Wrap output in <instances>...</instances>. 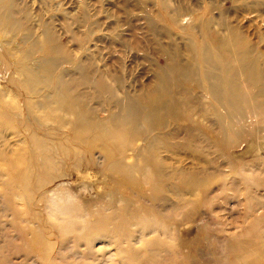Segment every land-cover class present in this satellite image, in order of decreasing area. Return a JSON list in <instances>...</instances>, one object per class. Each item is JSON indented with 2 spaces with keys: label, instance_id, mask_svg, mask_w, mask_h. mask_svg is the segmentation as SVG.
Here are the masks:
<instances>
[{
  "label": "rangeland",
  "instance_id": "374dc122",
  "mask_svg": "<svg viewBox=\"0 0 264 264\" xmlns=\"http://www.w3.org/2000/svg\"><path fill=\"white\" fill-rule=\"evenodd\" d=\"M260 9L262 12L259 14L255 0H0V264H53L44 253L48 246L52 251L55 242L51 235L48 236L50 225L47 228L44 225L51 219L47 220L50 210L41 197L52 195L50 191L56 183L63 181L64 186L69 187L90 182L87 186L88 196L93 198L106 196L111 188L108 176L98 173L95 168L82 166L69 169L72 157H65L62 158V165L57 163L56 174L61 176L58 180L43 189L35 188L30 182L26 188L32 193L28 197L25 195L21 184L25 182L21 175L27 168L32 152L21 114L15 115L12 109L14 103L22 105L24 98L17 94L7 79L8 75L20 77V63L31 64L38 78L44 76L45 68H49L54 76L53 87H40L42 108L34 109V115L40 122V132L47 134L52 131L53 134L49 136L53 140L57 138V142L65 138L72 141L70 122L75 116L56 102L71 93V99L84 106L78 110L79 118L84 120L78 121L85 127L91 126V121L101 122L103 131L107 132L113 124L119 123L123 137L131 138L140 147L144 144V137L135 135L133 128L135 117L142 109L139 98L141 100L143 96L140 92L153 85L154 71L163 70L166 62L176 59L178 53L180 62L198 59L201 55L198 45L202 44L206 28L210 31L207 35L209 39L216 35L224 40L240 37L242 42L239 48L249 50L256 62H262L264 69V5ZM233 29L237 31L235 34L231 33ZM228 48L223 47L221 52L212 48L219 59L214 61L241 62L238 55L227 57L232 55ZM24 58L26 62H21ZM6 68L7 77L4 78ZM165 73L168 74L167 71ZM262 81L264 87V78ZM248 85L247 82L242 84L245 90ZM110 90L114 93L111 94ZM57 94L59 99H56ZM113 95L122 108H116L117 115L110 120L108 112L114 110L111 104ZM251 98L252 104L243 98L240 103L234 104L241 110L234 113L233 119L243 116L245 121L243 126L237 127L241 137L229 135V138L236 139L235 144L239 143L242 150H246L252 140L264 146V143H260L264 142V97L252 92ZM257 102L262 104L255 105ZM209 103L208 98H200L199 104L203 110L208 109ZM216 106L221 110L218 104ZM195 117L203 125L211 123L210 119L206 121ZM185 124L181 121V125ZM141 126L146 128L145 124ZM212 126L218 129L217 124ZM246 126H254V130L248 128L251 137H248L249 131L243 133ZM173 130L170 124L163 133ZM67 140L65 144H68ZM118 141L119 137L113 140L115 143ZM165 141L172 152L161 149L159 155L182 169L184 166H197L195 152L210 153L208 158L215 168L212 169L215 181L213 200L205 202L201 210L204 214L201 223H207L205 232L209 234V243L207 247L200 245L197 248L205 264H232L239 254L231 251L226 243L232 235L239 234L247 226L250 220L245 219L247 214L257 218L264 216V190L251 192L252 205L247 206L244 199L247 190L240 184V178L231 176L230 172L233 163L239 164L241 159L229 157L230 160H227L225 153L216 150V147H211L207 152L206 142L198 132H194V138L186 145L187 148L182 146L184 142L180 138ZM77 157L79 164L86 163L90 158L83 150ZM177 157L184 163H174ZM129 160H134L131 154ZM261 167L264 178V165ZM246 168L248 173L245 176L252 182L255 178L252 174L254 168L250 165ZM31 177L33 181L35 175ZM167 195L171 196L170 193ZM92 206H89V211L97 209ZM169 211L162 206L143 208L141 217L148 219L149 213L155 218L153 232L151 228L147 229V224L142 225L141 219L137 224H129V229L134 232L133 237L136 235L140 240L135 242L132 237L133 250L137 253L133 252L131 258H128L130 253L116 249L110 238L102 237L91 242L93 254L86 252V258H82L80 253L84 243L77 245L72 239H67L61 254L56 253L58 249L55 246L53 254L56 258L52 259L55 264H120L119 256H124L125 264H197L196 259L195 262L187 261V256L183 257L172 245L174 239L171 235L164 241L159 234L160 223L172 226L167 219ZM260 221L259 228L262 230L264 217ZM39 234H43L44 239H37ZM153 234L161 242L159 247L149 242ZM95 255L99 259L95 260ZM209 258L213 259L208 261Z\"/></svg>",
  "mask_w": 264,
  "mask_h": 264
},
{
  "label": "bare ground",
  "instance_id": "6f19581e",
  "mask_svg": "<svg viewBox=\"0 0 264 264\" xmlns=\"http://www.w3.org/2000/svg\"><path fill=\"white\" fill-rule=\"evenodd\" d=\"M263 3L255 0L256 11L259 14L262 12L260 8L264 5ZM190 19L192 20V18ZM234 30H231L232 34L237 32ZM204 32L202 44L198 45L201 51L198 59L180 62L178 53L176 59L166 62L163 70L154 71L153 85L140 92L143 96L141 100L139 98L142 109L135 117L133 127L135 135L144 137V144L140 147L133 143L131 138L123 137L122 125L119 123L113 124L107 132L103 131L101 122L91 121V126L85 127L82 122L78 121L80 119L78 110L84 106L76 104L71 99V93H69L70 99L69 96H66L62 101L57 100L56 102L66 108L69 114L75 116V119L70 122L72 129L69 133L72 141L65 138L57 142V138H55V142L49 136L53 134L52 131L48 132V135L39 131L40 122L34 115V109L39 110L43 105L39 94L40 87H53L52 71L45 68L44 76L38 78L36 70L26 62L25 58L21 59V62L26 63L18 65L20 77L15 78L12 75L7 77L9 66L6 68L4 78L7 77L17 94L24 98L23 106L17 102L12 105V109L15 115L21 114L24 131L32 152L26 164L27 168L21 175L25 182V184L21 182L25 195L28 197L32 193V190L26 188L30 182L32 185L34 184L35 188L43 189L58 180L61 176L56 174L57 163L62 165V158L65 157H72L68 164L69 169L82 166L86 169L95 168L98 173L108 176V184L111 186L107 190L106 196L98 195L93 198L88 196L89 187L87 186L90 182H81L75 186L67 187L64 186L63 181H60L50 191L52 195L46 194L41 197L46 202L47 209L50 210V214L46 213L49 216L47 220L51 219L48 224L44 225L46 228L50 225L48 236L51 235L55 242L52 251L48 246L44 253L53 264L55 263L52 257L56 258L53 254L55 246L57 245L58 249L56 253L61 254L67 239H72V242L77 245L84 243V248L80 252L82 258H86L88 251L93 254L91 242L102 237L110 238L116 249L130 253L128 258H131V254L137 253V251L133 250L134 232L129 229V224L131 222L137 224L141 219L142 225L147 224V229L151 228L153 232L155 218L149 213L148 219L141 217V211L145 206L149 209H156L159 206L169 209L167 219L170 220L172 226L159 224V234L162 235V239L165 241L171 235L174 239L172 245L179 250L183 257L187 256V261L195 262L196 259L197 264H205L206 261L203 262L201 259L202 255L197 247L200 245L207 247V243H209L207 241L209 234L205 232L207 223H201V219L204 217L201 210L205 206V202L213 200L215 181L212 169L215 168L208 158L210 153L205 155L202 151L198 152L197 150L195 152L197 153V166L189 165L182 169L165 158L166 161L159 155L161 149L166 152L171 151L170 147L166 145L165 139L180 138L184 142L182 146L187 148L186 145L194 138V132H198L206 142L207 152L211 147H216V150L225 153L227 160H230L229 157L241 159L239 164L233 163L230 172L231 176L240 178V184L246 188L248 194L244 199L247 206L252 205L250 202L251 192L264 190L261 167L264 165V146H259L256 141L252 140L250 146L246 150H242L239 143L235 144L237 143L236 139L229 138V135L236 136V138L241 137L237 127L243 126L245 121L243 116L236 120L233 119L235 118L234 113L241 110L234 104L240 103L242 98L252 104V92L258 93L259 97H264L262 62H256L248 52L249 50L239 48L240 42H242L240 37L234 36L229 40H224L216 35L209 39L207 37L210 34L208 28ZM225 46H229L227 50L232 53L227 57L238 55L242 61L215 62L214 59L218 61L219 59L213 51L221 52ZM166 71L168 74L165 73ZM244 82L249 84L246 90L242 86ZM256 87L257 89H255ZM57 88L58 84H56V91ZM110 93L114 92L112 93L110 90ZM124 95L129 97L126 93ZM55 96L56 99H59V94ZM202 97L210 100L208 109L201 108L199 101ZM214 103L218 104L221 110ZM111 104L114 106V110L122 108L114 95ZM261 104L257 102L255 105ZM114 110L108 112L110 120H114L117 115V109L115 112ZM195 116L206 119V121L210 119L211 123L203 125ZM181 121L186 123L185 126L181 125ZM141 124H145L146 128H142ZM170 124L174 130L163 133ZM212 124H217L218 129L213 128ZM248 128L246 126L243 133H247L254 126ZM256 132L259 134V131ZM117 137H119L118 143L113 142ZM248 137H251V131L248 132ZM258 137L260 138V135ZM66 140L68 144L64 143ZM68 147L69 149H66ZM82 150L90 158L86 163L79 164L77 156ZM130 154L132 158L134 157L133 161H128ZM173 162L184 163L178 157ZM248 165L254 168L252 174L256 179L254 178L252 182H249V178L245 176L248 173L246 172ZM32 175H35L33 181H31ZM91 184L97 186L95 183ZM222 185L225 186L224 183ZM168 193L171 196H168ZM91 204L97 209L89 211ZM36 217L38 218V215ZM262 217L264 216L261 215L257 218L247 214L245 219H250L247 226L239 234L232 235L231 240L226 243L231 251L239 254V258L232 261V264H264V228L262 230L259 228ZM135 236L133 240L139 242L140 240ZM151 238L149 241L151 245L155 247L161 245L157 235L153 234ZM37 239H44V235L39 234ZM170 253L171 251L168 254L166 252V255ZM97 259L99 258L95 255V260ZM212 259L209 258L208 261ZM125 261L124 256H119L120 264H125Z\"/></svg>",
  "mask_w": 264,
  "mask_h": 264
}]
</instances>
